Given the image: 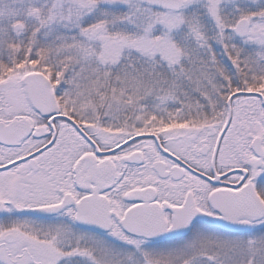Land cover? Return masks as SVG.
<instances>
[{
	"label": "snow or ice",
	"instance_id": "1",
	"mask_svg": "<svg viewBox=\"0 0 264 264\" xmlns=\"http://www.w3.org/2000/svg\"><path fill=\"white\" fill-rule=\"evenodd\" d=\"M0 264H264V0H0Z\"/></svg>",
	"mask_w": 264,
	"mask_h": 264
}]
</instances>
